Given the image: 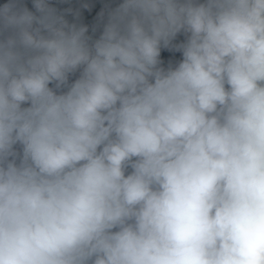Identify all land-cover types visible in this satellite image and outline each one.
Listing matches in <instances>:
<instances>
[{"label": "clouds", "instance_id": "9594fccd", "mask_svg": "<svg viewBox=\"0 0 264 264\" xmlns=\"http://www.w3.org/2000/svg\"><path fill=\"white\" fill-rule=\"evenodd\" d=\"M0 264H264V0L0 2Z\"/></svg>", "mask_w": 264, "mask_h": 264}, {"label": "water", "instance_id": "95a60500", "mask_svg": "<svg viewBox=\"0 0 264 264\" xmlns=\"http://www.w3.org/2000/svg\"><path fill=\"white\" fill-rule=\"evenodd\" d=\"M3 2V0H0ZM119 0H68L67 3H57V0H53L54 6L58 7L61 11L66 8L71 7L74 11H80V22L89 26L90 32L91 28L98 23V14L105 9L106 5L115 6ZM84 3H88L90 7L85 9L82 7ZM70 21L73 19L72 15L66 16ZM99 35V31L96 33Z\"/></svg>", "mask_w": 264, "mask_h": 264}]
</instances>
